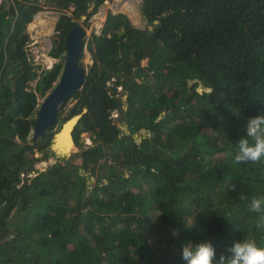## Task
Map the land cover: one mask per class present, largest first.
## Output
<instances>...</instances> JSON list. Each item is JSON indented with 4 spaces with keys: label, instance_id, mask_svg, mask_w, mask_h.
Listing matches in <instances>:
<instances>
[{
    "label": "trees",
    "instance_id": "1",
    "mask_svg": "<svg viewBox=\"0 0 264 264\" xmlns=\"http://www.w3.org/2000/svg\"><path fill=\"white\" fill-rule=\"evenodd\" d=\"M106 1L0 4V264H184L187 242L210 241L217 257L238 239L264 247V212L248 209L264 197V161L234 163L248 119L264 114V0H145V29L109 12L85 38L83 88L31 138L39 99L62 72L65 36ZM45 6L61 13L50 55L62 61L38 72L27 26ZM80 113L74 140L83 148L89 133L92 144L25 182L56 125Z\"/></svg>",
    "mask_w": 264,
    "mask_h": 264
},
{
    "label": "rangeland",
    "instance_id": "2",
    "mask_svg": "<svg viewBox=\"0 0 264 264\" xmlns=\"http://www.w3.org/2000/svg\"><path fill=\"white\" fill-rule=\"evenodd\" d=\"M3 0H0V4ZM132 1L135 6L138 8V12H139V16L141 17V22L140 24H135L133 23V21L130 19L129 15L127 14V12L123 9L120 8V6H123L126 2V0H110V1H106L104 4H102L100 6V8L97 10V12L93 13L91 15V17L89 18L88 24L84 25V21H86V16H84L82 18V20L80 21L83 25V28L86 31V38L90 37L92 32L96 33V34H100L101 30L104 26L107 14L109 12L115 13V14H125L129 19L130 22L134 25H136V27L145 29V28H151V25L148 24V21L146 20L145 16H144V12L142 9L143 6V0H130ZM59 15H61V13L58 10H55L54 8L45 6L42 10H40L37 15L35 16V18L28 24L27 26V32L29 33L30 39L28 42V50L29 53L31 55V57L33 58V64L36 65L38 68V72H41V70L43 69H48V68H52L54 66V64L59 63L62 61V58H54L50 55V52L53 48V44H54V38H55V28L54 26L56 25ZM36 17L39 18H44V19H53L55 18V23L53 25V29L51 34L49 35H44L42 34V32H40V27L36 26L32 31H30V25L32 23H34L36 21ZM85 53H84V57L82 58V63L83 66L85 67L86 70L89 69V66L92 63V58H91V53L87 50L86 48V44H85ZM46 58H50L52 60V62H48L46 60ZM142 66H145L148 64V60L147 58L143 59L141 61ZM38 78H35L34 80L30 81V84L34 87L36 85ZM202 88V87H200ZM119 91V95L118 98H120L125 106V108L128 107V95L125 92L124 89H122V87L118 88ZM45 97V96H44ZM40 98L39 99V105L41 103V101L44 99ZM77 103V99H71L68 104L65 106V109L63 110V113L61 115V118H64L65 115L68 114V112L71 110V108ZM38 105V107H39ZM37 116V111L36 114L34 115V118H36ZM113 116L115 118H117L116 122L118 125H120V128H122V130H127L126 127V122L121 120V114H119V112L115 111V113L113 114ZM70 119V118H69ZM65 122V120H62L60 124H57L55 127L56 132L60 129V127L62 126V124ZM141 136L138 134L136 135V138L138 140H140ZM81 141L84 143L85 147L81 148L78 145H76V148H74L72 150V153H80L83 149H85L87 146L92 144V140L90 138V134L89 133H83L81 135ZM48 152H46V150H39L35 152V159H36V164H37V169H31L28 171V173L24 174V181L28 182L31 180V178H33L35 176V174L39 171H43L45 170L49 164H51L52 162L54 163L55 161L58 160L59 157H57L56 155H54V151L48 148L47 149ZM70 155V156H71ZM76 164L81 163V159L77 158L75 160ZM97 172V171H96ZM91 182H95L96 181V175H92L90 178Z\"/></svg>",
    "mask_w": 264,
    "mask_h": 264
},
{
    "label": "clouds",
    "instance_id": "3",
    "mask_svg": "<svg viewBox=\"0 0 264 264\" xmlns=\"http://www.w3.org/2000/svg\"><path fill=\"white\" fill-rule=\"evenodd\" d=\"M212 91L213 88L208 90V96ZM245 132L246 135L236 143L234 163L259 164L264 161V114L249 118ZM248 209L255 213L264 212V197L251 198ZM256 226L264 228V217ZM174 235L178 234L174 232ZM181 259L184 264H264V247L258 246L253 240L238 239L217 257L210 241L195 245L187 242L181 245Z\"/></svg>",
    "mask_w": 264,
    "mask_h": 264
},
{
    "label": "water",
    "instance_id": "4",
    "mask_svg": "<svg viewBox=\"0 0 264 264\" xmlns=\"http://www.w3.org/2000/svg\"><path fill=\"white\" fill-rule=\"evenodd\" d=\"M144 1L145 0H143V2ZM85 38L86 31L81 26L73 27L65 36L62 72L59 75L58 80L55 82L54 87L45 95L38 107L34 130L31 136L33 140L43 137L46 132L56 124L60 107L73 93L80 91L83 88L87 70L84 66L78 64V59L85 49ZM86 111L87 110L85 109L83 113ZM83 113L66 120L60 129L54 134L51 149L59 157H69L72 150L76 148L77 144L72 133ZM66 129L69 137V146L71 147L69 150H67L68 148L61 149L55 147V144H57V138L59 137L58 135Z\"/></svg>",
    "mask_w": 264,
    "mask_h": 264
},
{
    "label": "bare ground",
    "instance_id": "5",
    "mask_svg": "<svg viewBox=\"0 0 264 264\" xmlns=\"http://www.w3.org/2000/svg\"><path fill=\"white\" fill-rule=\"evenodd\" d=\"M120 8H123L127 12L133 23L140 24L141 17L139 16L138 8L135 6V4L132 1L126 0L125 4L123 6H120ZM54 23H55V18L44 19V18L36 17V21L30 25V31H32L36 26H39L41 30L40 32H42L43 36L49 35L52 32ZM46 60L48 62H52L50 58H46ZM58 136L59 137L57 138V144H55V147H59L61 149L68 148L67 150H69L71 147L69 146V137H68L67 129L64 130Z\"/></svg>",
    "mask_w": 264,
    "mask_h": 264
},
{
    "label": "flooded vegetation",
    "instance_id": "6",
    "mask_svg": "<svg viewBox=\"0 0 264 264\" xmlns=\"http://www.w3.org/2000/svg\"><path fill=\"white\" fill-rule=\"evenodd\" d=\"M51 147V146H50ZM52 150V149H51ZM54 155H56L57 157H59L56 153H54ZM59 158H63V157H59Z\"/></svg>",
    "mask_w": 264,
    "mask_h": 264
}]
</instances>
